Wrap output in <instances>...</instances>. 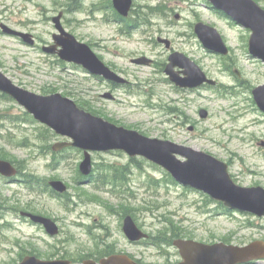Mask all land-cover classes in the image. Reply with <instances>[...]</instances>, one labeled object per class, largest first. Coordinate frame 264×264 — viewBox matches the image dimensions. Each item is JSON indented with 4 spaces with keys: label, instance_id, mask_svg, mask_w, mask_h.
<instances>
[{
    "label": "rangeland",
    "instance_id": "obj_1",
    "mask_svg": "<svg viewBox=\"0 0 264 264\" xmlns=\"http://www.w3.org/2000/svg\"><path fill=\"white\" fill-rule=\"evenodd\" d=\"M254 1L264 9V0ZM105 3L81 0L71 10L72 0H0V25L35 40L31 47L0 29V72L27 91L61 94L115 125L211 155L228 165L231 178L240 186L264 187V147L260 145L264 115L251 95L264 84V63L248 52L250 31L206 7L205 0H133L130 20L139 24L123 35ZM159 4L167 10L161 15L150 13L149 8ZM59 13L64 29L126 79L128 88H113L42 51L52 45V35L57 33L52 18ZM197 22L218 30L229 49L227 56L203 48L193 30ZM158 38L169 40L170 51L189 57L222 87L177 93L166 81L163 70L169 51L156 42ZM140 57L151 59L152 64L130 63ZM105 93L115 99H103ZM200 110L207 112L206 118H199ZM61 141L65 140L29 121L20 106L0 94V156L20 170V177L41 181L29 186L0 177V227L7 229L3 232L7 240L18 243L9 252L0 239V264L16 262L22 252L72 264L111 254L126 255L140 264H178L175 239L234 246L264 240V219L224 212L209 203L206 195L170 182L164 170L141 157L132 162L122 152L93 153L95 177L83 185L78 180L82 154L50 152L48 147ZM116 169L127 171L123 185L101 186L102 170ZM52 180L67 186L65 197L53 195L44 186ZM21 211L52 219L59 233L47 235L40 226L20 219ZM126 216L148 239L128 241L122 232Z\"/></svg>",
    "mask_w": 264,
    "mask_h": 264
},
{
    "label": "water",
    "instance_id": "obj_2",
    "mask_svg": "<svg viewBox=\"0 0 264 264\" xmlns=\"http://www.w3.org/2000/svg\"><path fill=\"white\" fill-rule=\"evenodd\" d=\"M212 7L223 12L235 23L251 32L248 40L249 54L264 62V9L253 0H207ZM113 6L121 17H126L131 7V0H113ZM62 14L52 19L58 34L52 36L54 45L44 47L43 52L56 54L60 60L81 66L89 74L99 76L106 81L123 84L120 76L106 67L91 51L89 46L79 43L72 35L65 32L60 24ZM3 32L20 37L25 44L33 45L28 34L12 31L2 26ZM194 32L203 47L211 52L225 56L228 50L216 29L197 23ZM169 48L167 40H158ZM59 48V49H58ZM136 65H148L150 60L139 58L132 61ZM175 68L181 71L176 72ZM164 73L169 80L180 88H197L206 83L214 85L201 70L180 53H172ZM183 75V77L181 76ZM0 92L9 96L33 118L54 131L56 135L70 141L56 143L52 150L73 147L84 152L83 161L79 165L82 176L91 173L90 152L122 151L129 157H143L167 171L173 180L183 187L202 192L213 201L223 204L226 209L241 213L264 217V188L241 187L234 183L224 162L191 148L169 141L145 137L137 131L116 126L102 118L96 117L77 107V105L60 94L37 95L14 85L0 72ZM257 107L264 113V85L252 91ZM110 99V95L104 96ZM199 116L206 118L207 113L200 111ZM264 146V145H263ZM183 158L184 160H180ZM0 174L12 177L16 174L13 166L0 160ZM51 188L58 192H66V186L59 181L50 182ZM33 222L42 224L46 232L54 236L58 228L49 219L22 213ZM122 231L130 242H138L147 238L137 228L130 216L123 221ZM173 246L182 258L180 264H249L264 260V241H254L245 246L212 245L192 240H175ZM19 264H71L65 260L42 261L35 257H25ZM83 264H137L126 255H111L101 259L99 263L86 260Z\"/></svg>",
    "mask_w": 264,
    "mask_h": 264
},
{
    "label": "trees",
    "instance_id": "obj_3",
    "mask_svg": "<svg viewBox=\"0 0 264 264\" xmlns=\"http://www.w3.org/2000/svg\"><path fill=\"white\" fill-rule=\"evenodd\" d=\"M76 2H74V4H71V6H70V9L71 10H76L77 8H78V6L75 4ZM151 9H149V11H150V13H152V14H163V12H164V10H165V7H160V6H157V7H150ZM113 17L115 18V20L117 19V20H119V17L115 14V13H113ZM121 21H122V19H120ZM122 22H124V21H122ZM130 24L127 22V21H125V27L127 28V29H129L130 28V26H129ZM53 92L55 91V90H52ZM47 93H49V92H46V91H44V94H47ZM2 97H4V98H6V99H8V97H6V96H2ZM9 100V99H8ZM88 111V110H87ZM25 115L29 118V121H33L32 119H31V117H29L26 113H25ZM48 131V130H47ZM49 132V131H48ZM47 135H48V133H47ZM0 158H2L3 159V157L2 156H0ZM53 159H55V157L53 158ZM134 161H136V159H132V162H134ZM111 168V167H110ZM126 168V167H125ZM124 169V168H123ZM127 170V169H126ZM102 172H103V174H104V177H103V179H102V181H101V183H106V182H108V184H111V185H113V186H115V185H118V183H121V182H123L124 180H125V174H126V172L127 171H125L124 173L123 172H120V171H118L117 169L116 170H113V171H110L109 173L108 172H105L104 170H102ZM167 178L170 180V182H173L172 180H171V178L167 175ZM209 202H210V200H208Z\"/></svg>",
    "mask_w": 264,
    "mask_h": 264
},
{
    "label": "flooded vegetation",
    "instance_id": "obj_4",
    "mask_svg": "<svg viewBox=\"0 0 264 264\" xmlns=\"http://www.w3.org/2000/svg\"><path fill=\"white\" fill-rule=\"evenodd\" d=\"M105 2H106V3H105V5H104L103 7H105V8H113L112 0H105ZM206 7H208V6L206 5ZM5 181H7V180H5ZM24 221L26 222L27 220L24 219ZM5 230H7V229H6V228H1V227H0V239H2V240L4 241V247L7 248L6 251L11 252L13 248H15V247L17 248V245H16L17 241H16L15 243H13L12 240H7L6 237H4V234H3V232H4ZM1 235H2L3 237H1ZM14 241H15V240H14ZM17 244H18V243H17ZM28 255H32V253H30V254H28V253H24V254H23V252H22V253L18 256V259L16 260V262H14V263H12V264H16V263L20 262V261L23 259V257L28 256Z\"/></svg>",
    "mask_w": 264,
    "mask_h": 264
}]
</instances>
